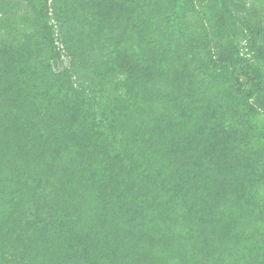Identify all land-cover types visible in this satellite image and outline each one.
Segmentation results:
<instances>
[{"label": "trees", "instance_id": "1", "mask_svg": "<svg viewBox=\"0 0 264 264\" xmlns=\"http://www.w3.org/2000/svg\"><path fill=\"white\" fill-rule=\"evenodd\" d=\"M0 264H264V0H0Z\"/></svg>", "mask_w": 264, "mask_h": 264}]
</instances>
